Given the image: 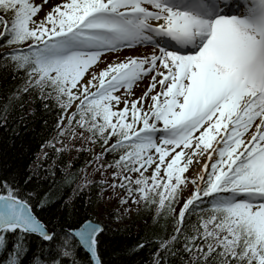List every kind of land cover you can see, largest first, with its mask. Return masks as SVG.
Masks as SVG:
<instances>
[{"label": "snow or ice", "instance_id": "obj_1", "mask_svg": "<svg viewBox=\"0 0 264 264\" xmlns=\"http://www.w3.org/2000/svg\"><path fill=\"white\" fill-rule=\"evenodd\" d=\"M47 4L0 0V40L9 48L0 69L28 77L0 113L30 89L54 97L58 135L69 141L58 140L56 151H93L77 141L102 149L79 170V189L120 190L125 212L140 203L175 212L193 185L151 264H264V0H61L37 21ZM142 47L151 51L120 59ZM93 164L99 180L88 177ZM37 197L22 196L14 178L0 179V264H23L33 236L42 251L32 264H82L81 250L90 264H103L104 228L85 220L56 231L36 211L48 206L42 198L33 204Z\"/></svg>", "mask_w": 264, "mask_h": 264}, {"label": "trees", "instance_id": "obj_2", "mask_svg": "<svg viewBox=\"0 0 264 264\" xmlns=\"http://www.w3.org/2000/svg\"><path fill=\"white\" fill-rule=\"evenodd\" d=\"M10 18L6 16V19ZM7 51L9 48L0 40V53ZM27 79L24 70L13 72L0 69V102L7 103V97L22 88ZM19 95L21 99L13 101L8 113H0L7 117L6 125L0 127V179L14 178L22 196L37 193L38 197L32 200L33 204L36 199H44L48 206L36 211L56 231L79 227L88 219L102 223L104 231L99 237L98 250L103 264H151L159 242L167 240L174 233L179 212L178 202L174 205L175 212L171 213L167 209L158 211L155 205H130L132 215H128L121 211L117 198L124 192H101L99 185L81 191L78 186L82 183L84 173L79 170L84 169L102 151L100 144L91 146L85 142L82 145L77 141L75 147H93V151L77 153L75 150H66L58 153L56 148L62 145L57 141L63 139L65 144L69 141L58 135L57 124L62 110L57 106L55 98L42 99L38 88ZM50 142L55 144V148L48 147ZM113 159L109 155L105 162L111 163ZM70 162L72 168L68 167ZM94 167V164L87 167L88 177L99 180V174H93ZM69 173L75 175L69 177ZM66 177L73 182L66 183ZM26 180L28 183H25ZM65 201H68L70 207H65ZM198 215V212H194L186 218L185 223L189 227L196 224ZM14 239L9 238L10 246ZM140 244L144 247L138 248ZM28 247V253L23 256V264H32L33 256L42 251L41 241L34 236L29 237ZM4 259L6 257L0 255V261ZM79 261L90 264V257L81 250ZM169 264L180 262L170 260Z\"/></svg>", "mask_w": 264, "mask_h": 264}, {"label": "rangeland", "instance_id": "obj_3", "mask_svg": "<svg viewBox=\"0 0 264 264\" xmlns=\"http://www.w3.org/2000/svg\"><path fill=\"white\" fill-rule=\"evenodd\" d=\"M34 2L37 4H40V3H42V0H34ZM58 3H61V0H48V4L44 6V10L41 13H39L37 15V17H35V19L37 21H39V19H41L44 16L46 11H48L51 7L55 6ZM2 30H3V27L0 26V32H2ZM142 51H143V47L142 48H133V49H124L120 53V59H123L124 56H126V55L139 54ZM109 60H115V57H109ZM147 83H148V81L146 80L139 87L134 89L135 96L142 95V92H143L144 88L146 87ZM120 107L122 108L123 104H121ZM66 123H67V121H66ZM201 166H203L202 162L201 163H194L193 165L190 166V170L185 174L189 180H191L197 176V174L200 172ZM190 189L194 190V186L188 185L187 187L184 188L183 192L181 193V199L178 202V210L180 209V207H182L183 202L189 197V195H190L189 190ZM119 207L122 208L121 211H124V208H125L124 205L119 204ZM127 214L132 215V211H128Z\"/></svg>", "mask_w": 264, "mask_h": 264}, {"label": "bare ground", "instance_id": "obj_4", "mask_svg": "<svg viewBox=\"0 0 264 264\" xmlns=\"http://www.w3.org/2000/svg\"><path fill=\"white\" fill-rule=\"evenodd\" d=\"M132 49H133V48H132ZM150 51H151L150 48L143 47V51H142L141 53H143V52H150ZM202 167H203V166H201L200 170L202 169Z\"/></svg>", "mask_w": 264, "mask_h": 264}, {"label": "water", "instance_id": "obj_5", "mask_svg": "<svg viewBox=\"0 0 264 264\" xmlns=\"http://www.w3.org/2000/svg\"><path fill=\"white\" fill-rule=\"evenodd\" d=\"M88 220H92V221H94L93 219H88ZM94 222H96V221H94ZM96 223H99L102 227H103V224L102 223H100V222H96ZM77 228V227H76Z\"/></svg>", "mask_w": 264, "mask_h": 264}]
</instances>
